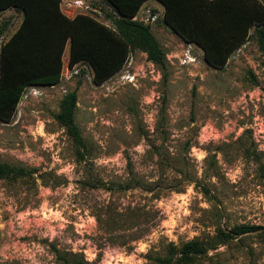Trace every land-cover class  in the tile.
<instances>
[{"label":"rangeland","instance_id":"1","mask_svg":"<svg viewBox=\"0 0 264 264\" xmlns=\"http://www.w3.org/2000/svg\"><path fill=\"white\" fill-rule=\"evenodd\" d=\"M61 9L110 26L108 14L118 15L108 0H62ZM164 14L147 0L136 18L163 47L166 73L134 46L96 84L87 61L69 65L68 44L60 82L29 86L13 119L0 121V162L34 170L0 179V264H155L165 245L194 238L210 248L193 264H264V233L217 238L264 227V51L252 30L215 68ZM22 20L17 7L0 11V30L10 21L0 55ZM76 89L84 159L56 118Z\"/></svg>","mask_w":264,"mask_h":264},{"label":"trees","instance_id":"2","mask_svg":"<svg viewBox=\"0 0 264 264\" xmlns=\"http://www.w3.org/2000/svg\"><path fill=\"white\" fill-rule=\"evenodd\" d=\"M115 8L108 17L110 26L98 18L78 13L67 16L62 0H0V11L17 7L23 20L11 38L1 45L0 55V121L13 119L17 106L29 86L55 85L62 79L64 52L70 45L69 65L87 61L94 70V82L101 84L128 62L132 47L145 51L148 59L166 73L167 59L151 26L136 18L147 0H108ZM165 6L164 20L186 41L200 45L206 60L223 68L232 53L251 36L252 30L264 51V4L259 0H159ZM10 21L0 32L4 33ZM78 104L76 90L66 93L56 114L77 148L80 159L88 146L76 123ZM33 169L0 162V179L22 178ZM100 184L96 185L99 186ZM103 187L112 189L104 184ZM131 187L125 186V189ZM132 207L120 213L129 214ZM264 233L260 225H236L229 231L219 230L223 243L252 233ZM210 245L194 238L182 244L170 242L153 258L155 264H193L196 257L208 253ZM65 262H69L67 258ZM75 264H90L81 257Z\"/></svg>","mask_w":264,"mask_h":264}]
</instances>
